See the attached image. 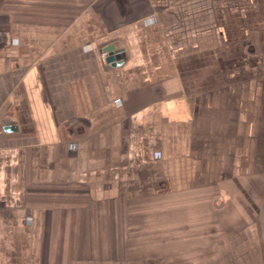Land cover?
<instances>
[{
	"label": "crops",
	"instance_id": "1",
	"mask_svg": "<svg viewBox=\"0 0 264 264\" xmlns=\"http://www.w3.org/2000/svg\"><path fill=\"white\" fill-rule=\"evenodd\" d=\"M4 122L0 264H264V0H0Z\"/></svg>",
	"mask_w": 264,
	"mask_h": 264
},
{
	"label": "water",
	"instance_id": "2",
	"mask_svg": "<svg viewBox=\"0 0 264 264\" xmlns=\"http://www.w3.org/2000/svg\"><path fill=\"white\" fill-rule=\"evenodd\" d=\"M123 51L124 50H117L114 45L107 46L105 48V50H104V52L108 54L106 62L108 64H111L112 66H115L116 65V61H117V56L120 53H122ZM2 125H3L2 131L4 133H11L13 131H16L15 127H11V126L7 127V126H5V122Z\"/></svg>",
	"mask_w": 264,
	"mask_h": 264
},
{
	"label": "built area",
	"instance_id": "3",
	"mask_svg": "<svg viewBox=\"0 0 264 264\" xmlns=\"http://www.w3.org/2000/svg\"><path fill=\"white\" fill-rule=\"evenodd\" d=\"M107 56H108L107 53H105V52L102 53V57H103V59H106ZM1 132H2V129H1V127H0V133H1Z\"/></svg>",
	"mask_w": 264,
	"mask_h": 264
}]
</instances>
